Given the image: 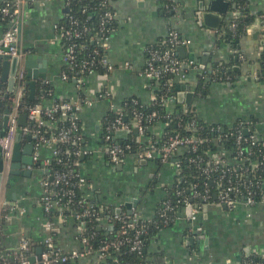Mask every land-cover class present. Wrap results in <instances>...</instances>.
Returning a JSON list of instances; mask_svg holds the SVG:
<instances>
[{
	"label": "crops",
	"instance_id": "1",
	"mask_svg": "<svg viewBox=\"0 0 264 264\" xmlns=\"http://www.w3.org/2000/svg\"><path fill=\"white\" fill-rule=\"evenodd\" d=\"M210 1L176 0V8L169 9L164 6V0H111L115 26L106 58L112 68L107 75L94 73L86 79L81 95L92 98L93 102L82 104L77 113L86 150L80 159L81 172L86 178L85 191L92 203L121 207L126 211L125 197L139 199L136 211L143 218H149L164 198L166 188L174 182L175 169L171 162L128 157L118 169V164L110 163L104 154L102 128L110 105L118 109L130 97H135L142 106L151 104L154 87L150 80L141 76L146 49L165 38L171 29L190 39V45L183 47V52L178 55L184 62L193 60L196 66L190 67L184 79L176 78L166 108L170 112L191 109L199 119L209 123L231 125L245 120L264 137V76L258 74L257 63L264 49V0H247V8L254 15L253 22L235 42L219 38L220 28L215 30L197 23L195 9L199 8L200 2L205 6ZM225 1L229 6L221 15L220 27L235 12L231 0ZM66 14L67 7L61 0H24L18 45L26 51V56H31L29 68L37 74L34 90L36 85L47 83L55 97L75 99L77 89L74 84L60 80L65 63L63 46L55 33V25L62 23ZM4 28L5 24L0 21V36ZM23 62L27 74L28 67ZM220 65L231 79L206 82L200 88L202 70L211 73ZM1 72L0 64V76ZM26 79L32 80L27 76ZM0 84L7 82L0 80ZM176 85L183 92H193L188 104L177 100L173 92ZM100 86L110 91L109 99H94ZM149 130L158 136L161 125L154 124ZM123 139L144 141V137L134 131ZM28 143L30 140L25 137L21 141V151ZM40 153L42 158L50 157L47 148L41 149ZM25 170L30 173L24 175ZM16 171L12 178L8 176L5 191L0 193L2 199L15 204L18 210L11 213L9 220L3 218L8 212L6 209L0 214V242L10 248L16 245L20 229L32 240L43 235L42 174L33 165L22 163ZM56 242L64 251L78 246L68 227L59 229ZM148 250L150 264H162L164 260L169 264H239L244 256L264 258V198L253 207L240 205L233 210L206 205L193 222L184 208L177 213L172 225L160 229L152 238ZM67 264H86V261Z\"/></svg>",
	"mask_w": 264,
	"mask_h": 264
},
{
	"label": "built area",
	"instance_id": "2",
	"mask_svg": "<svg viewBox=\"0 0 264 264\" xmlns=\"http://www.w3.org/2000/svg\"><path fill=\"white\" fill-rule=\"evenodd\" d=\"M61 1L67 7V14L65 16L67 23H57L55 25L56 37L61 41L63 46L62 60L65 63V67L60 73V80L72 82L77 89V97L69 101H51L47 105L36 104L27 107L26 112L23 113L19 110V105L23 95V88L27 81L23 62L26 51H24L21 45H18V33L21 27L24 0H0L2 2L0 16L5 24L4 31L0 36V56L17 57L19 60L15 73L14 93L11 96L12 103L6 113L7 117L4 127L1 126V120L5 113H0V160L2 162L0 193L2 190L5 191L8 181L17 134H20L21 141L30 135L33 137L31 153L33 167L38 168L42 174L41 185L43 193L40 203L44 214V221L42 223L43 235L38 239L32 240L23 229H20L17 233V243L13 248L4 246L0 242V264H67L82 260H85L86 264H107L106 259L110 258L108 250L112 249V252H116L119 250L120 245L126 243L129 244L131 251L139 252L142 249V240L139 236L147 232V226L152 225V227H157L162 225V228H166L177 217V213L173 216L174 204L165 198L159 202L154 215L149 218L140 216L135 208L132 209L131 215L127 214L124 210L115 213L113 207L94 204L89 200L88 194L85 191L86 178L76 168V166L81 167V161H78V157L81 159V156L86 153L77 113L82 104L90 105L93 102L92 98L81 95L86 79L94 73L103 76L107 75L112 66L108 64L106 55L97 59L95 57L86 59L84 56L80 58L77 56L76 48L81 46L75 40L80 38L83 33L89 31L90 28L86 25L79 26L78 21L68 15L70 0ZM175 2L176 0H164V6L169 9L176 8ZM100 7L103 10L99 18V27L91 38L96 46V49L93 51L94 56L101 55L99 53L100 50L101 52L108 50L110 36L114 29V27L110 26L115 20V12L112 9L111 0H101ZM82 11H85V8ZM234 11L233 14L236 16L238 10L234 8ZM234 25L232 23V26ZM156 43H159L156 48L153 46L154 44L147 47L146 62L141 71V76L150 80L154 87L151 103L156 99L155 90L158 88L159 79L166 74H173L174 78L165 83L166 88L172 91L176 78L184 79L190 67L196 66L193 60L184 62L179 57L178 47L189 46L191 41L188 38L182 37L175 29H171L165 38ZM240 58L243 60L242 55ZM99 65L105 67L106 71L103 73L99 72L97 70V66ZM230 76L229 73L225 72L222 65L217 68V71L215 70L211 73L203 69L201 72L203 81L200 88H203L206 82H228L231 79ZM2 86L0 84V101L3 100V94L8 93L7 84L5 88ZM109 97L110 91L104 86H100V89L94 95V99L96 100L109 99ZM170 98L171 95H168V93L163 94L160 104L165 106ZM132 100L134 104L139 103L136 98ZM140 105L132 110L130 119L124 117L123 107L114 109L110 105L108 113L113 112L114 117L109 119L107 113L102 122L105 156L112 164L123 163L128 157H133L137 160L159 159L161 163L171 162L175 169L174 182H181L183 178L180 176L181 166L174 157L185 150L195 151L202 141L194 132L188 135H181L174 129L167 130L171 122L168 115L159 117L158 112L155 110L146 113L141 109ZM57 113H59V121L66 122V125L57 126L58 119L55 116ZM20 115H26L25 124L23 125L18 123ZM176 122L179 123L178 121ZM157 123L161 125V133L158 136L153 135L151 138L144 137L146 129ZM211 124L216 125V127L211 128L212 131L221 133L226 131L225 127H222L223 124ZM226 126L228 134L234 138L235 144L232 150L224 148V144L221 141L223 139L221 135H218L214 139L218 143L217 150L224 151V157L218 155L216 152H208L209 157L207 160L204 157L198 158L199 161H205L204 165L201 166V170L204 173L208 174L212 170L217 171V175L214 178L217 189L215 200H209L210 193L208 189H204L201 194V192L197 191L196 184L192 182L189 183L188 187L191 191V196L201 199V203H192L186 196L176 200L177 203H182L180 209L190 206V222L196 220L202 207L206 205L215 204L233 210L240 205L253 207L258 203L254 199V194L260 181L256 178H244L243 176L257 171L259 168L262 169L264 162L260 159L259 161H250L248 165H243V163L245 159L248 160L254 154L253 145L259 143L261 146H264V137L259 136L250 122L245 120H238ZM184 127L193 131L195 129V120L191 119ZM134 129H136L139 136L144 137V141L133 140L132 143V140L123 139V137L115 135L120 130L130 133ZM2 130L3 133L1 134ZM61 145L66 146L63 151ZM43 148H47L50 151V157H41L40 152ZM257 150L259 151L258 148ZM61 153L67 157L72 156L75 158L73 162L75 168L67 165L61 171H51L49 166L53 159L57 163L64 164V161L59 157ZM190 161H194V159H190ZM43 174H45L44 177ZM58 185L59 187H53ZM78 188L83 192L77 202L82 210L80 213L74 214L72 220L79 221L81 217L97 216L99 223L106 220L119 223V230L116 231L115 238L103 241L97 249L92 248L88 237L82 233L83 223L81 221L75 225L72 220L66 219L61 214L53 216V219L46 217L54 207H64L63 205H66L64 203L61 204V198H66L67 201L65 203H69L71 197L77 194L76 189ZM177 193L180 195L181 191ZM51 197H56V200H52ZM5 209L8 211L3 217L6 220H9L12 212L18 211L15 204H11L9 200L0 197V214ZM99 214L105 216H98ZM154 216H158V219H155ZM61 227L72 229L78 246L64 251L57 244L56 234ZM130 229H133L135 233L132 236H127L126 234ZM54 232L55 236H53ZM119 236L124 237L119 238ZM38 247L41 248L40 253H36ZM31 258H33V262L30 261ZM162 262V264H169L166 260ZM245 264L261 263L250 261Z\"/></svg>",
	"mask_w": 264,
	"mask_h": 264
},
{
	"label": "trees",
	"instance_id": "3",
	"mask_svg": "<svg viewBox=\"0 0 264 264\" xmlns=\"http://www.w3.org/2000/svg\"><path fill=\"white\" fill-rule=\"evenodd\" d=\"M101 0H70L69 1V11L68 15L73 17L78 21L79 26L86 25L90 28L89 31L83 33L80 38L76 39L75 42L79 44L81 47H77V56L85 57L88 59L89 57H95V59L100 58L101 56H105L106 52L99 53L101 55H93L94 49H96V46L91 39L94 32L99 27V18L100 14L102 13V8L100 7ZM232 4H235V7L238 11L236 16L233 18L223 22V24L220 27V37L222 40H230L232 42H235L237 37L244 33L247 26L250 25L253 22L254 15L251 14V12L247 8V0H231ZM176 4V3H174ZM2 5V2H0V6ZM83 8H85V11H82ZM8 20V19H7ZM0 21L1 16H0ZM64 24L67 23V19L65 18L63 20ZM232 23L235 25L232 26ZM111 27L115 26V20L110 25ZM160 41V40H159ZM159 43L154 44L153 46L156 48L158 47ZM258 63V74L264 76V49L261 51L260 56L257 59ZM98 65V64H97ZM97 70L101 73L106 71V68L99 65L97 66ZM173 74H166L161 79H159V83L157 85V89L155 90L156 99L148 106H142L140 103L134 104L133 100L135 97L127 98L123 101L122 107L124 109V117L126 119H130L132 110L136 108L138 105L141 106V109L145 111L146 113H150L151 111H157L159 117H164L165 115H168L170 117V124L167 127V130L174 129L178 131L181 135H188L191 132H194L198 135L199 139L202 141L199 143L198 148L195 151L192 150H185L182 153L177 154L174 158L179 162L181 166L180 176L183 178L181 179V182H173L171 186L166 188V194L164 196L165 199L170 200L171 203L174 204L175 209L173 212V216L176 215L180 210V207L182 203H177V199H182L183 197H188L189 201L192 203H201V199L195 198L191 196V191L189 190V183H195L197 191L202 192L204 189H208L210 193L209 200L214 201L215 200V193H217L216 189V183H215V176L217 175V171L212 170L208 174L204 173L201 170V166L204 165V160L199 161V157H204L205 160L208 159V152L213 153L216 152L218 155H222L224 157V151L218 149V143H216L214 138H217L218 135H221V140L224 144V148L226 150H232V147H234V138L232 135L228 134L227 126L222 125V127H225L226 131L224 133L212 131L211 128L216 127L215 124L207 123L201 119H199L192 110L188 109L187 111H179V112H170L166 106H163L160 104V99L162 98L163 94L168 93L170 95L171 90L166 88L165 83L173 79ZM203 79L201 76L199 77V83ZM229 81V80H228ZM2 87H6L5 84H2ZM40 85V86H39ZM36 85L34 90V95L30 97V85L29 81H26L24 88H23V95L21 97L19 110L21 112H26V108L30 106H34L36 104H43L47 105L51 101L55 102H62V101H69L71 99H63L58 98L53 95L52 87L50 84L43 83ZM174 86V84H173ZM173 88V87H172ZM13 91L7 94H3V100L0 101V113H3L5 109H8L11 106V96L13 95ZM56 118H59V113L55 114ZM109 119H112L114 117L113 112L108 113ZM55 118V119H56ZM191 119L195 120V129L193 131L189 130V128H185L184 126L191 121ZM178 121L179 123H177ZM66 122L57 120V126H63L66 125ZM144 137H153V134L150 132L149 128L146 129L144 133ZM155 139V138H154ZM133 143V139H132ZM62 151L66 148L65 145H61ZM259 149V151L257 150ZM252 149L254 150V154L249 157L248 160L245 159V162L243 165H248L250 161H259L260 159L264 162V146H261L259 143L252 146ZM62 161H64V164L57 163L55 159L52 160L49 169L51 171L54 170H63L66 168L67 165H70L75 168V165L73 164L75 158L70 156L67 157L65 154L61 153L60 156ZM190 159H194V161H190ZM159 161V159H156ZM78 161L80 162V158L78 157ZM39 166V165H38ZM78 170L81 171L80 166H76ZM42 176V175H41ZM45 174H43V177ZM244 178H256L260 181V184L257 187V191L254 194V199L256 202H260L264 197V165L261 168L257 169V171H254L249 174H245L243 176ZM54 188L59 187L53 186ZM178 191H181V194L178 195ZM76 195L74 197H71V200L69 203H65L67 201L66 198H61L60 202L61 204H66L62 206H56L52 209V211L46 216L49 219H53V216H56L58 214L63 215L68 220H72V217H74V214L81 212V207L77 203L79 200V196L83 193L81 189H76ZM52 200H56V197H51ZM95 204V203H94ZM159 205V204H158ZM158 207V206H157ZM102 214H99L98 216H101ZM103 217L105 215H102ZM155 219H158V216H154ZM97 216H88V217H81L79 221L83 223V234L88 237L89 244H91L93 249H97V247L103 242L107 240H112L115 238L116 231L119 230V223H114L111 220H106L104 222L99 223L97 220ZM74 224H78V220H72ZM173 222H170L168 226L172 225ZM147 226V225H146ZM167 226V227H168ZM147 232L143 235H140L139 238L142 240V249L139 252L131 251L129 244L124 243L123 245L119 246L118 251L112 252V249L108 250V254H110V258L106 259L107 264H150L151 262L148 260V249L149 245L151 243L152 238L156 236V234L159 232L160 229H162V225H159L157 227H152V225L147 226ZM135 233L133 229H130L127 236H132ZM125 235V236H126ZM55 236V232L54 235ZM124 236H119V238H122ZM115 258V259H114ZM116 261V262H115ZM259 262L261 264H264V258L262 257H254L252 255L244 256L239 264H245L247 262Z\"/></svg>",
	"mask_w": 264,
	"mask_h": 264
},
{
	"label": "water",
	"instance_id": "4",
	"mask_svg": "<svg viewBox=\"0 0 264 264\" xmlns=\"http://www.w3.org/2000/svg\"><path fill=\"white\" fill-rule=\"evenodd\" d=\"M229 6V2L225 0H211L209 4L203 6L202 2L199 4V8L195 9L194 14L197 19V23L199 25H204L206 27L214 28L215 30H218L220 28L221 24V15L225 14L227 12V8ZM232 7H235V4H232ZM178 52L182 53L184 48L183 47H178ZM30 55H27L25 57V63L26 66L28 67L27 74L26 76L29 79H32L29 81L30 85V97L34 95V84L35 81L34 79L36 78L37 74L29 68L30 67V61L28 59L30 58ZM18 58L17 57H2L0 56V64L2 67V72L0 76V80L3 82H7V92L10 93L14 89L15 85V73H16V68L18 65ZM229 84V83H228ZM174 94H176V98L179 102H182L183 100L185 101L186 104H188L193 96V92H183V90H180L179 86H175L173 89ZM8 112V109H5L4 113L5 115L2 118L3 121V127L5 126L6 123V113ZM26 115H20L18 119V123L20 125L24 124ZM134 132H136V129H134ZM3 133V130L1 131V134ZM128 131L125 130H120L116 132V136L118 137H127ZM27 139L30 140V143H28L23 151H21V136L20 134H17L16 136V142L14 145L13 149V155H12V164H11V170H10V178L13 177V175L17 174L16 169L18 168L19 164L22 163L24 166L28 165L31 166L33 165L31 153H32V136H27ZM118 169L122 168L121 164H118ZM2 162L0 160V185H1V179H2ZM30 171L25 170L23 172L24 175H28ZM139 203V199H130L129 197H125V209L126 213L131 215L132 214V209L136 208ZM205 206L202 207V210L204 211ZM115 213H119L122 211L121 207H116L114 208ZM186 213L189 216L190 215V206L186 207ZM41 248L38 247L36 249V253H40ZM31 262H33V258L30 259Z\"/></svg>",
	"mask_w": 264,
	"mask_h": 264
},
{
	"label": "rangeland",
	"instance_id": "5",
	"mask_svg": "<svg viewBox=\"0 0 264 264\" xmlns=\"http://www.w3.org/2000/svg\"><path fill=\"white\" fill-rule=\"evenodd\" d=\"M126 179V178H125Z\"/></svg>",
	"mask_w": 264,
	"mask_h": 264
}]
</instances>
